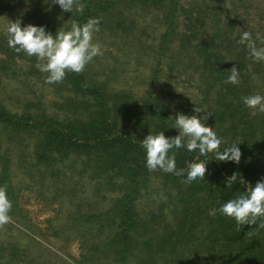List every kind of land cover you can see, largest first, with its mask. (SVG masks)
<instances>
[{
	"label": "trees",
	"instance_id": "1",
	"mask_svg": "<svg viewBox=\"0 0 264 264\" xmlns=\"http://www.w3.org/2000/svg\"><path fill=\"white\" fill-rule=\"evenodd\" d=\"M31 1L2 0L3 5L23 8H31ZM80 2L83 12L72 16L80 23L98 17L100 29L117 35L124 30L127 15H135L137 9L152 10L158 14L162 32L160 63L143 94L112 88L108 77L88 64L81 73L68 72L62 82L48 84L47 74L36 67V57L13 51L6 38L0 37V76L13 79L20 62L30 76L42 79L57 95L51 110L40 102H25L16 111L0 103V140L27 142L21 166L28 180L44 188L65 180L67 168L71 175L84 177L96 187L93 192L98 200H108L110 194L111 203L103 212L73 218L97 226L96 242L81 246L84 252L77 263L89 264L92 257L93 264H264L261 218L256 224L240 225L219 212L209 215L211 209L264 178V113L251 115L241 99L249 95L255 62L244 45L238 49L231 45L235 40L228 38L227 30L236 24L223 18L225 0ZM38 17L35 25L53 34L65 22ZM127 24V31H133L132 22ZM173 52L176 58L172 59ZM161 59L168 60L162 66H166L168 79L175 71L192 72L195 66L196 96L189 105L172 104L161 92ZM233 65L240 73L238 84L226 82L227 70ZM200 107H207V125L222 138L221 150L239 143V162L213 159L204 179L196 182H185L184 177L159 169L149 171L140 140L160 130L168 137L177 135L178 130L171 128V116L175 118L177 112L199 116L193 110ZM172 151L177 169H186L197 157L183 148ZM8 159L0 164V186L5 187L15 211L17 195ZM233 173L236 181L225 187ZM56 191L58 201L77 199L71 187Z\"/></svg>",
	"mask_w": 264,
	"mask_h": 264
},
{
	"label": "rangeland",
	"instance_id": "2",
	"mask_svg": "<svg viewBox=\"0 0 264 264\" xmlns=\"http://www.w3.org/2000/svg\"><path fill=\"white\" fill-rule=\"evenodd\" d=\"M31 2V8H23L10 3L3 5L5 2L0 0L4 6L2 8L0 5V37L6 38L4 27L8 20L20 19L22 26L35 25L38 16L51 21L69 22L75 12H63L55 4L49 8L50 0L48 3L44 0ZM157 16L152 10L137 9L135 15H127L126 18L132 22L133 31H127L129 25L126 21L124 30H118L117 35L106 29H100L95 34L94 39L101 44L103 55L93 58L88 65L94 72L106 75L112 88L136 94H143L146 90L152 72L160 63L158 40L162 28ZM223 18H229L236 24L229 28V32L227 30L228 38L235 40L231 43L234 48H239L237 41L242 31L251 32L253 38L257 33L264 37V0H225ZM257 46H261L260 41H257ZM246 50L248 55L249 50ZM169 56L176 58V53ZM166 62L168 60L161 59L160 68ZM251 68L253 75L248 83L249 95H264V61L255 62ZM14 70L16 75L13 79L0 76V103L16 111L25 102H40L51 110L49 107L57 100V95L44 85L42 79L30 76L25 64L17 63ZM192 70L181 74L175 71L168 79L166 66L161 68L160 88L168 102L187 106L191 100H195V66ZM249 110L252 113L253 110ZM26 144L25 141L20 143L13 140L8 144L5 139L0 140V164L6 157L9 158L8 162L13 168V190L17 195L16 209L9 212L10 221L0 225V264H78L77 260L84 252L81 246L86 242H96L94 230L97 226L88 223L83 225L73 218L86 213L96 215L103 212L111 203L110 194L108 200H98L93 192L96 187L84 177L71 175L67 168L63 171L65 180L39 188L28 180L21 166V153ZM5 152L7 155L2 157ZM70 187L76 192L77 199L68 201L62 198V201H58L56 196H59V192L56 189ZM92 261L91 257L89 264H93Z\"/></svg>",
	"mask_w": 264,
	"mask_h": 264
},
{
	"label": "clouds",
	"instance_id": "3",
	"mask_svg": "<svg viewBox=\"0 0 264 264\" xmlns=\"http://www.w3.org/2000/svg\"><path fill=\"white\" fill-rule=\"evenodd\" d=\"M48 3L49 0H44ZM51 4L58 5L63 12L82 13L84 4L80 0H50ZM98 17H89L83 23L75 19L70 25L65 22L53 34L47 31L43 25L24 24L20 19L8 20L4 27L7 46L13 51L23 52L29 57H36V67L42 73H46L45 82L48 84L60 83L66 73H81L85 66L93 58L103 55L102 46L94 37L100 28ZM260 41L261 46H257ZM249 50L253 62L264 61V37L259 33L253 38L249 31H242L237 41ZM226 82L238 84L240 73L235 65L227 70ZM246 108L252 109V115L257 112L264 113V95L252 94L241 98ZM207 107L196 108V114L187 115L177 112L172 118L171 128L177 129L178 134L172 137L165 136L162 130L148 132L140 140V146L145 154V167L149 171L157 169L165 173L182 176L185 182H196L204 179L206 166L209 161H232L238 163L241 152L239 143H234L221 150L222 138L212 127L207 125L210 119L205 111ZM185 149L187 152L197 153L195 160L187 163L186 169H177L176 156L173 149ZM214 158H211L213 157ZM237 179L233 173L227 178L225 187H231ZM12 203L7 197L6 189L0 186V225L10 221L9 212ZM221 215L232 218L240 225L256 224L257 219H262L264 226V178H261L254 186L235 194L232 198L221 203L218 208L211 209L209 215Z\"/></svg>",
	"mask_w": 264,
	"mask_h": 264
}]
</instances>
